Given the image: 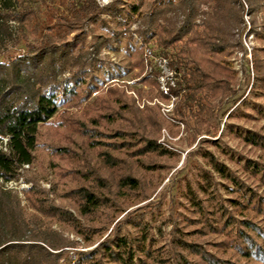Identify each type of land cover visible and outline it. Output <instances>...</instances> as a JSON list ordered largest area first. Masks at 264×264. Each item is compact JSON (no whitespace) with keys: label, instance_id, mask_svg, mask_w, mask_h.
<instances>
[{"label":"trees","instance_id":"16d2710c","mask_svg":"<svg viewBox=\"0 0 264 264\" xmlns=\"http://www.w3.org/2000/svg\"><path fill=\"white\" fill-rule=\"evenodd\" d=\"M201 1L213 2L211 17L198 25L189 10L181 26L169 28L154 18L161 6L152 14L143 0H114L106 8L93 0H39L37 9L21 0H0V264H264V165L252 161L245 162L241 180L212 160L219 181L204 171L192 189L187 186L185 215L159 217L152 226L145 220L148 212L130 213L93 250H64L74 247L52 229L58 224L60 231L66 228L89 243L90 234L104 231L125 210L123 204L141 197V172L155 170L156 157L169 155L152 136L160 128L156 115L138 110L123 91L114 86L102 91L103 84L82 67L59 80L76 65L69 62L83 54L74 44L87 37L89 25L107 24L103 16L128 30L136 16L149 12L152 18L139 36L144 42L157 39L159 54L181 76L184 96L177 115L193 122L197 133L216 132L212 101L221 90L225 97L231 94L230 73L218 61L228 46L220 24L229 3ZM11 41L27 49L3 54ZM255 72L259 86L264 74L257 65ZM83 103L81 113L65 110ZM259 113L264 118V111ZM242 137L264 151V136L245 132ZM35 166L46 176L50 170L56 179L52 193L72 203L76 215L35 186L25 191L24 207L5 190L22 168Z\"/></svg>","mask_w":264,"mask_h":264},{"label":"rangeland","instance_id":"374dc122","mask_svg":"<svg viewBox=\"0 0 264 264\" xmlns=\"http://www.w3.org/2000/svg\"><path fill=\"white\" fill-rule=\"evenodd\" d=\"M93 1L100 8H106L114 2V0ZM168 1L173 5L165 4ZM21 2L36 9L40 6L39 0H21ZM143 2L150 6L152 14L161 6L160 10H156L160 13L154 15V18L157 24H164L169 28L181 26L189 10L193 11L192 16L195 24L198 25L214 14L213 2L205 3L201 0H143ZM155 2L157 3L154 4ZM228 3L229 7L224 10L227 13L226 21L220 24L228 46L225 53L218 57V61L230 73L227 84L231 94L225 97L224 91L221 90L212 101L217 126L216 132L211 135H207L205 131L195 132L193 122L187 124L177 115V108L184 96V92L179 88L181 76L172 68L169 59L159 54L161 48L157 39L144 42L140 38L139 33L147 28L148 21L152 18L146 15L149 13L146 10L133 19L128 30L125 29V25H118V21L103 16L107 24L89 25L85 31L87 37L74 44L76 49H82L83 54L78 55L75 61L69 62L76 65L68 66L64 73L59 75V80L69 78L72 72L82 67L92 72L94 82L103 84L102 91H107L109 86L123 91L138 110L152 111L156 115L160 128L152 136L156 139L157 145L167 150L169 155L156 157L155 164L158 167L155 170L141 172L139 176L142 177L145 185L141 197L131 198L123 204L125 210L116 215L104 231L90 234L89 243L66 228L60 231L59 225L54 223L52 229L59 232L62 239L74 247L64 250L95 249L130 213L148 212L149 215L145 220L152 226L157 224L159 217L174 218L185 215L188 204L182 197L187 186L192 189L197 181L201 180L200 175H203L204 171L210 172L214 179L219 181L217 173L212 169V160L234 172L241 180L245 179L246 161L264 165V151L247 145L242 137L245 132L264 136V118L259 113L261 110L264 111V81L259 86L255 85V65L259 66L260 72L264 74V0H228ZM9 26L11 30L17 31L13 23H9ZM125 34L130 39L123 38ZM17 35L16 32L15 38H18ZM6 46L7 49L4 47L1 50L3 54L8 51L22 53L27 49L26 45L23 46L22 43L15 45L13 41ZM146 50H149L153 56H160L167 61L166 68L172 73V83L167 79L161 80L164 71L148 57ZM116 73L125 75L109 81V77ZM163 86L168 88L166 93L162 91ZM97 94L94 93L89 100L92 101ZM85 105L86 103H83L79 107L65 110L73 114L81 113ZM169 106L171 111L163 112ZM43 132L46 134L45 131ZM74 140L85 149L86 145L82 139L74 137ZM49 158L44 154L46 161ZM99 168H102V164H98ZM44 171H41L39 166L24 167L20 171L18 181L4 185L5 190H10L18 196L24 207L27 206L25 191L35 186L44 192L55 206L67 209L76 215L72 203L52 193V184L56 179L50 170L47 176ZM101 171L107 176V171ZM223 184L225 182L220 181L221 193ZM261 191L262 189L259 192ZM27 211L32 212L30 208H27ZM162 229L169 232L171 226H164ZM128 230L131 228L128 227Z\"/></svg>","mask_w":264,"mask_h":264},{"label":"built area","instance_id":"2783aa9c","mask_svg":"<svg viewBox=\"0 0 264 264\" xmlns=\"http://www.w3.org/2000/svg\"><path fill=\"white\" fill-rule=\"evenodd\" d=\"M146 53L148 54V57L151 58L154 61V63L158 64L161 67V69L164 71V75L161 76V80L163 81L164 79H167L172 83V73L168 72L167 68H166L167 61L165 59L161 58L160 56H157V57L153 56L149 50H146ZM162 91L164 93H166L168 91V88L163 86ZM170 108H171V106L165 108V110H163V112L169 113L171 111ZM0 183H1V185L3 184L1 180H0ZM10 183L11 182L5 183L4 185H8Z\"/></svg>","mask_w":264,"mask_h":264}]
</instances>
